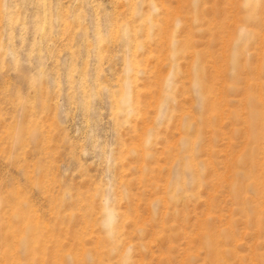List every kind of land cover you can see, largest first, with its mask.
Segmentation results:
<instances>
[{
    "label": "rangeland",
    "instance_id": "rangeland-1",
    "mask_svg": "<svg viewBox=\"0 0 264 264\" xmlns=\"http://www.w3.org/2000/svg\"><path fill=\"white\" fill-rule=\"evenodd\" d=\"M0 264H264V0H0Z\"/></svg>",
    "mask_w": 264,
    "mask_h": 264
},
{
    "label": "bare ground",
    "instance_id": "bare-ground-1",
    "mask_svg": "<svg viewBox=\"0 0 264 264\" xmlns=\"http://www.w3.org/2000/svg\"><path fill=\"white\" fill-rule=\"evenodd\" d=\"M138 93H139V91H138ZM132 111V110H131ZM125 113V112H124ZM126 113H127V110H126ZM128 114V113H127ZM133 150L134 148H131V147H129V150ZM135 151V150H134ZM110 218V217H109Z\"/></svg>",
    "mask_w": 264,
    "mask_h": 264
}]
</instances>
